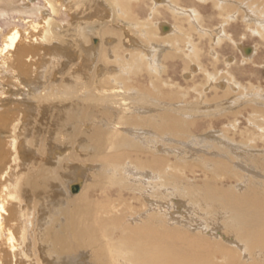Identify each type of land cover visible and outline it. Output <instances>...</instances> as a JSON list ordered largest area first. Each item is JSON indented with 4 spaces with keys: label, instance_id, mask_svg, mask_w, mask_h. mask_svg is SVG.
<instances>
[{
    "label": "bare ground",
    "instance_id": "6f19581e",
    "mask_svg": "<svg viewBox=\"0 0 264 264\" xmlns=\"http://www.w3.org/2000/svg\"><path fill=\"white\" fill-rule=\"evenodd\" d=\"M43 1L50 8L49 17L32 30L22 32L14 28L4 37L3 47L0 48V66L5 68L4 73L7 70L14 74L0 78V85H4L1 84L4 81L12 86L10 88L20 91L30 77L41 73L47 63L45 57L52 55L55 63L50 72L56 82L61 79L60 91L47 88L49 92L46 91L41 100H64L66 105L69 104L70 112L65 109L66 106L63 112L69 113L66 122L74 125L75 129L70 131L73 136L68 137L63 133L48 147H42L41 157L35 160L31 149L27 151L32 140L30 142L26 136L29 125V121L26 123V112L27 115L32 112L31 106L27 105V108L25 104L17 102L10 105L9 100L2 103L0 264H264V230L254 237L249 232L251 229L247 228L249 224L252 227L253 223L262 225L260 221L264 218V196H259L264 195V185L260 183L261 172L256 175L251 171L244 172L248 171L245 165H252L247 163L250 160L247 156L239 154L241 151L237 152V147H234L236 153H231L233 149L226 152L223 149L227 155L224 156L226 159H221V163L216 157L208 156L212 149L209 151L205 148L196 155V149L191 148L195 140L188 137L191 131H199V127L201 131L208 132L212 124L223 123L219 119L225 117L223 111L227 108L235 109L236 105L249 104V101L262 98L244 93L245 88L235 84L228 72L224 71L222 75L211 73L201 64L193 63L183 76L189 79V84L201 73L206 85L193 91L198 97L190 102L186 98L190 90H182L174 82L179 63L172 69L175 70L173 75L165 71L167 60L183 62L187 66V59L197 61L201 54L192 40L187 43L186 30H189V36L196 34L204 41L207 38L211 46L232 40L225 26L221 25L216 31L214 28L215 32L207 28L211 26H208L209 21L217 19L215 11L220 14L218 18L227 23L242 18L248 29H251L250 26L254 28L250 32L259 35L262 41L264 0H149L151 5L146 0H65V10L72 17L69 27L59 22L61 12L57 1ZM183 1L187 3V8L182 7ZM147 6H150L146 8L149 14L145 10ZM163 7L170 11L175 24L163 23V20L155 22ZM145 12L146 22L140 29L133 22H139ZM183 16L188 20V29L184 28ZM100 18L103 20L99 21ZM115 22L123 29L114 27ZM70 48H80L76 53L85 54L86 59L84 62L77 61L78 56L74 51L67 56L68 63L60 66L62 54ZM170 48L176 51L169 55L166 51ZM241 50L244 56L249 55L245 57L248 61L256 55L254 47L249 53H246L247 48ZM214 53L218 54L216 51ZM214 58L215 61L219 60ZM165 75L171 76L172 80L164 81ZM229 78L232 79L227 81ZM211 86L221 88L225 100L228 98L226 102L223 101L226 108L221 111V117L217 115L216 120L212 115L214 111H207L208 107L204 105L209 101L205 93L209 92ZM10 88L5 91L9 98L12 94ZM32 95L38 98L35 93ZM250 107L255 118L256 114H262L257 113L263 110L261 106ZM195 112H198L196 115H204L201 120H194ZM253 120L250 119L251 124ZM233 126L226 128L234 129ZM182 132L189 134H183L188 137L186 140L189 143L185 148H180L185 139H178ZM202 139L199 140L201 143L207 139L210 142L213 137L211 140L209 137ZM227 144L229 146H224L233 148L232 144ZM213 159L226 171L233 168L242 172V176L239 172L236 179L245 186H237V194H242L241 191L246 190V185L252 182L254 189L258 186L259 190H256L259 194L256 190L253 192L257 200L243 202L239 194L242 199L222 202V196L215 197L217 195L210 192L208 185H211L212 179L208 181L206 178L202 186H198L196 181H188V172L196 174L192 170V162L202 164L208 170L203 173L219 170ZM224 169L219 172L223 174ZM252 174L255 175L254 180L250 179ZM250 190L248 187L247 192ZM219 191L228 196L225 190ZM177 193L190 201L188 206H191L195 216L190 213L195 218L184 220V216H180L178 212L182 203L175 198ZM213 196L219 201L213 200ZM173 204L178 206V211ZM245 204L248 209L242 207ZM193 208L210 214L198 219L197 209L194 211ZM214 225H225V235H218V230H215L218 234H214ZM230 233L233 236L228 235Z\"/></svg>",
    "mask_w": 264,
    "mask_h": 264
},
{
    "label": "rangeland",
    "instance_id": "374dc122",
    "mask_svg": "<svg viewBox=\"0 0 264 264\" xmlns=\"http://www.w3.org/2000/svg\"><path fill=\"white\" fill-rule=\"evenodd\" d=\"M56 1H57V4H58V6L60 8V12H61V18L59 19L60 24L63 25L64 27L71 26L72 25V19H71L72 17L69 16L68 12L65 10V4L67 6V3H65V0H56ZM146 1H147V3H149L151 5V3L149 2V0H146ZM181 5H182L183 8H187V3L185 1H183V3H181ZM149 7L150 6L145 7V10H146V12L148 14H149L150 11L148 9H146V8H149ZM162 10H163V12H162ZM168 11L169 10L167 8L165 9L164 7L162 9H160L159 10V13L160 14L157 15V18L155 19V22L160 23L163 20V23L164 22H167V23H170V24L171 23L172 24H175V21L173 20L170 11L169 12ZM147 13L145 15L142 14L140 16V18H139L140 21L139 22L138 21L137 22H133L136 25H138L140 29H141V25H144V23L146 22L145 19L147 18ZM50 15H51L50 8L45 4V2L43 0H0V48L3 47L4 37L12 29L19 28L20 30H22V32H24L26 30H32L33 27H35V28L38 27L40 25V23L44 20V18L49 17ZM215 15H216V17H217L218 20L216 18H214L213 20L209 21L208 26H210V25L211 26L210 27H207V28H211V31L213 30L212 32H215L216 29H218V27L219 28L221 27V25H222V27L225 26V28L227 29L225 31L226 32L228 31L227 34L230 33L229 35L232 38V40L230 41L228 39L227 40L225 39L226 41L223 42V45L221 44V42H220L221 45H215V43H214L215 46H219V47H215L214 45H212V46L209 45L210 43H209V41H208L207 38L204 41V40H200L199 37H198V35H196V34H192V36H189L190 35L189 30H186V34L188 35V37H185L186 40H187V43H188V41L192 40L193 41L192 43H195L196 45H198L199 52L201 53L199 55L198 59H197L198 63H197V61L195 59L194 60L187 59L186 60V65L187 66H185L183 62H178V61H175V60H167L166 63H165V66L167 67V69H165V71H169V73L171 75H173L174 74L173 72H175V70H172V69L179 63L176 66V74H174L176 79H175L174 82H175V84H178L181 87L182 90H186V89L190 90V92H187L188 93V96H186V98H188L190 102L195 101V99L198 97L197 94L194 93L193 91L196 88H200V87L206 85V82H204L205 79L203 78L204 76L201 73H198L199 76L197 75L196 77H194L193 83H189V84H188V80L189 79H187L185 76H183V74L189 70L190 66L193 63L201 64L204 69H207V71L208 72H211V73H217L218 72V74H221L222 75V73L228 72L231 75V77L235 80V81L233 80V82L235 84H239V85L242 86V88L243 87L245 88L244 89V93H247L249 95H256V96L257 95H260V98H262V99H260V100L257 99L258 101H256L254 99L253 101H249L248 102L249 104L246 103L247 105L246 104L239 105V106L236 105L237 107L235 109H232L231 108V110H229L230 108H227L226 110H224L226 108L225 107L226 106V103L223 102L225 100V95H224L222 89L221 88L217 89L216 87L211 86L210 89H209V92L208 93H205V96L207 97L206 99H208L209 101H208V103H205L204 105L208 107V110L207 111H214V113L212 114L213 117H214V118L212 117L213 119L216 120L218 118L217 115L218 116L222 115V113H221L222 110H224L223 112H225V113H223V115H225V117L227 116V118L222 117V119H219V120H222V122H223L221 124L218 123V122H216V124L214 123L215 125L212 124L208 128L209 129L208 132H210V133H208L206 131H204V132L201 131V129H200L201 127H199V131H191L193 134L191 133L190 136H188L189 134L187 135V133L185 134L184 132H182L181 133L182 136H181V134H179L178 139H180V138L181 139L182 138L185 139L184 142L182 141L183 139L182 140L180 139L182 141L181 146H183V147H180V148H185V146H187L189 144L188 141L186 140L189 137V138H192V139L195 140L194 141V144L192 143L193 146H191V148L193 147L192 149H194V150L196 149V155H199V152L201 153V152H203L206 149H208V150L209 149H212L214 152L212 153L211 152L212 150L211 151L209 150L212 155L211 154H208V156L211 157V158L216 157L217 160L219 159V162L217 160H214L213 159V162L216 163V165L219 167V170H216V171L211 170V168L213 167L212 165H215V164L214 163L212 165L209 164L210 166H212V167H210V170L212 172H209V173H212V174H209L208 172L207 173H203V171H208V170L202 164H199V163L196 164V162H192L191 165H194L195 166V168H194V166L192 167V170H195L194 172H196V174L193 175V174H190L188 172L187 173V175H188V177H187L188 178V181H189V179H190V181L192 180V182H195L196 181V183H197L198 186H202L203 183H205L203 181L206 180V178H207L208 181L210 179H212V180H210V182H212L213 184L209 182L211 185H208L210 187L209 188L210 189V192H211V194H213V192H214L215 194H213V195H217L215 197H219L220 198L222 196V199L220 198L221 201L224 200V201H227V202L228 201L231 202V199H233L234 201H236L237 199H242V198H240V196H241V197H243V200H242L243 202L246 201L247 203H251V201L252 202H255L257 200L256 199V196H255V194L253 192H255V190L258 189V186H256L257 188L254 189L255 186H252L253 182L250 183V180H249V183L250 184L249 185H246V186L249 187V190H250L251 186L253 187L250 190V191H252V193H250V191L247 192L248 191V187H246V190L244 189L243 191H241L242 194L240 192L237 194V192H238L237 186L238 187L239 186H242V185L245 186V183L242 184L241 181L238 182V179H236L240 175L239 172H241V171H238V170L233 169V168L227 169V171H226V169H224L223 166L220 167L219 164H217V162L218 163H221V161H223L224 159H226V158H224V156L227 155V154H225V152H226L225 150L228 151V150L233 149L231 151V153L232 152H235L236 153V150H234V147H237L238 148L237 149V152L241 151L242 153L240 152L239 154H241V155L243 154V156H247L248 160L250 159L247 163H250V165H252V166L245 165V168L248 167V171H245L244 170V172L249 173V171H251V172L255 173V175H256L260 171L261 172L260 176L262 177L261 178L262 179V182H260V183L262 185H264V177H263L264 176V166H261V164L264 163V114H263L264 113V41H263L264 39H262V41H261L259 35L258 36L253 35L252 34L253 32L251 33L250 31H252V29H254V28H252V26H250L251 29H248L247 28V25H245L242 22V18H238V21L237 22H234L233 21L231 23H227V21L225 22V21H223V19H219L218 18V16L220 14L219 13H216V11H215ZM108 18H110V20H111L112 19L111 15H109ZM108 18H106V19L109 20ZM181 19H182V21L184 20V24H185V27L184 28L188 29L189 25L187 23L188 20L186 19V17L183 16ZM102 20L103 19H101V18L99 19V21H102ZM118 20L120 22L122 21L120 19H118ZM121 23L124 24V25H126V23L123 22V21ZM115 25L116 26H114V27H120V28L123 29V27L118 26L117 23ZM214 28H215V31H214ZM140 31H139L138 34L141 33ZM233 33H234V35H233ZM219 35H221V34H219ZM233 40L235 41V43H234ZM228 41H229V43H228ZM236 44L240 48L238 46H236ZM235 46L238 47V48H235ZM134 47L137 48L136 43H134ZM242 47H244V48H253V47L256 48V55L252 58L251 61L246 60L245 57L246 56H249V55H245V56L243 55V52H242L241 49H244V48H242ZM212 48H213V50H212ZM74 49L73 48H70L68 52H66V53L64 52L62 54L63 55V58H61V60H60V66L65 65V64L68 63V61H67L68 60V57H67L68 55L69 56L72 55V53L74 51L76 53V50L78 52L81 50L80 48H76L75 50ZM78 49H80V50H78ZM172 49L173 48H170L169 50L166 51V53L169 54V55L170 54H173L176 51V49H173V50ZM119 50H121V49H119ZM121 51H123V50H121ZM215 51H216V53H218L217 55L214 53ZM184 53L188 54L187 52H184ZM77 56L79 58V59L77 58V61H79V62H84V60L86 59L85 54L82 55L80 53L79 54L76 53V57ZM51 57H52V55H49V56H46L45 57L46 58L45 60L47 61V63L45 64L46 66L41 69V73L40 74H36V75L34 74L33 77H30V81H27V83L24 85V87H22L20 89V91H18V92L21 93L20 94L21 96L18 94L17 89L10 88L12 86L9 85L8 83L6 84L3 81V83H1V84H4V85H0V87H1L0 88V111L3 110L2 109V106H1L2 103H7L8 100L10 102V105L13 102H15V103L17 102V103H21L22 105L25 104L26 107H27V105H30L31 106V110H32L33 114H32V112H29V115H27L28 112H26V117L28 116L27 117L28 120H26V123L29 121L28 122V124H29L28 125V131H27V135L26 136H27L28 140H30V142L32 140L31 144L27 147V151L29 149H31L30 152H32V154H34L33 156H34V159L35 160H37L39 157H41V152L40 151H41L42 147H44V146H47L48 147L52 143L53 140H55L56 138L57 139L58 138H61V136H63V133L65 134V136H68V137L73 136L72 132H70V131H72V129H75V128H73L74 125H71L70 126V124L67 123L68 122L67 115L69 113H67L66 111L63 112V109L65 108V106H66L65 109H67V111L70 112V108H69L70 105L69 104L66 105L67 103H65L64 100L63 101L60 100L61 102H59V101L58 102H56V101L54 102L52 99H50L51 103L47 99L46 100L42 99L43 101L41 100V96L45 95V93H47L46 91L49 92V89H50V91L53 90L55 92L58 91V90L60 91L59 87H60V83H61L60 80L61 79H58L57 78L58 80L56 82V80L53 78V75H51L52 73L50 72L52 70L51 67L55 63V61L53 62V58H51ZM214 57H217L219 60L215 61L216 58H214ZM0 60H1V58H0ZM45 60H44V62H45ZM48 63H50V64H48ZM93 64H96V62H94ZM242 69H244V70H242ZM4 70H5V68H3L2 66H0V78H2V77L3 78L12 77V74H14L13 71H7V70H6V73H4ZM58 70H59V68H57V71ZM92 70H93V68H92ZM5 74H7V76H5ZM67 74H69V73H67ZM253 74H254V76H253ZM169 75H165L164 78H166V80H164V81L172 80V77L169 76ZM66 77H68V76H66ZM232 78H229V80H227V81H230ZM63 79H64V77H63ZM222 81H224V80H221V82ZM226 83L228 84V82H226ZM3 87H4L5 90L3 89ZM8 87L12 91V94H10L11 95L10 98H9L8 94L5 93V91H7L9 89ZM34 87H36V88H34ZM249 87L250 88L253 87V88L250 89ZM47 88H49V89H47ZM247 88L250 89V90L249 91H245ZM233 92H235V91H233ZM15 93L17 95H14ZM34 93L36 95H38V98L37 99H35L36 97H34V98L32 97L33 96L32 94H34ZM41 93H43V94H41ZM244 93L243 92L241 93L242 97L244 96ZM4 97L5 98H8V99H4ZM1 98H3V99H1ZM227 100H228V98L225 100V102ZM25 101H26V103H25ZM36 101H37L38 104L36 103ZM223 103H224V105H223ZM236 104H237V102H236ZM250 105L261 106L263 110H261V111H259L257 113H262V114H256V118H255L254 117L255 115H254V112H253V108L252 107H250L252 109L249 108ZM23 107L26 108L25 106H23ZM55 110H57L58 112L55 111ZM23 111L25 112V110H23ZM120 111H121V109H120ZM228 111H229L230 115L229 114L227 115ZM36 112H38V114H36ZM46 113L48 115H46ZM51 114H52V116L50 118V115ZM194 114H195L194 120H197V121L198 120H201V118L204 116V115H196V114H198V112H195ZM251 114H253V115L251 116ZM35 115H36V118H35ZM55 116H56V118H55ZM260 116H261V119H259ZM253 117L255 118V120H253L254 119ZM24 118H25V116H24ZM213 119H211V120H213ZM250 119L253 120L254 123L256 122L258 124V126H257V124H254V123L251 124L250 123ZM256 119H258L259 122H257ZM215 120H213V121H215ZM235 121L237 122V124H236L237 126L235 125ZM36 122H37V125H36ZM32 125H34V126H32ZM228 125L229 126H233L234 125L235 128L234 129H231V127H229V129H227L226 127H228ZM52 127H54V130H53ZM30 128H32V129H30ZM68 129H71V130H68ZM35 130H36V132H35ZM210 130H212V131H210ZM41 131L43 133H41ZM55 131L57 133H59V135ZM167 133L170 134L169 132H167ZM183 134L187 135L188 137L185 136V135H183ZM205 135H208V136H205ZM209 135H211V136H209ZM33 136H35V137H33ZM57 136H59V137H57ZM195 136H196V138H195ZM214 136H215V138L217 140H219L218 142H220V140H221L224 144H226V146H229L227 143H229L230 145L232 144V147L233 148L224 146V144H222V142H220V143L224 147L222 145L220 146L219 145L220 143H217L216 142L217 140L214 138ZM198 137L202 141H203L202 138L207 139V137H209L210 140L213 137L214 140L212 139V141L209 142L208 139H207V140H205V142L201 143V141H199L200 139ZM33 139H35V140H33ZM37 139H38V141H37ZM180 140H178V141H180ZM34 141L35 142L37 141L36 144H35ZM185 141H187V142H185ZM180 142H176V144H178ZM198 142L201 145L202 144H205V145L200 146L199 144H197ZM211 142H212V144L210 145ZM216 143H217L218 146H220V148L217 145L215 147H218L219 149L214 147V145ZM40 144H41V147L39 146ZM194 146H195V148H194ZM198 146H199V148H198ZM200 147H202V148H200ZM227 148H229V149H227ZM223 149H224L225 152L223 151ZM25 150H26V148H25ZM209 151H208V153H209ZM183 154H184V152H183ZM214 155H216V156H214ZM183 157H185V155H183ZM243 158H245V157H243ZM247 158H245V159H247ZM192 159L193 158H191V160ZM221 159H223V160H221ZM186 161H187V159H186ZM38 163H40V160L38 161ZM225 165H227V164H225ZM253 165H255V166H253ZM217 166H215L214 168H216ZM232 166L233 165L231 164V167ZM245 168L243 167V169H245ZM222 169H224L223 174L220 173V172H222ZM233 170H235L234 171V174L232 173ZM25 172L30 173L28 171H25ZM218 172L220 173V176H219V173ZM262 172H263V174H262ZM237 173H239V174H237ZM255 175L254 174L250 175L251 176L250 179L254 180V176ZM222 176H224V177H222ZM241 176H242V172H241ZM212 177H214L215 179L212 178ZM73 185H76V184L73 183ZM213 185H214V188H213ZM215 188L216 189L218 188V189L216 190ZM220 189H221V191H224L225 190L224 191L225 192V195H227L226 194V192H227L228 193V196L222 195L223 192L221 193L219 191ZM215 191H217L219 193V195L220 194L221 195L219 196L218 193L216 194ZM244 191H245V193H244ZM127 194L128 193L125 192V196H127ZM239 194H240V196H239ZM258 194H259V192H258ZM234 195H236V197ZM246 195L247 196L249 195V197L247 198ZM175 196H176V194H175ZM244 196H246V197H244ZM259 196L262 197L264 195L263 194H259ZM227 197H229V198H227ZM175 198H179L180 201H181L180 203H182L181 204V207L179 206V208H180L179 211L180 212H178V213L181 214L180 216H182V217L184 216V218H183L184 220H191L192 218H195V217L192 216V215H194V213H193V211L191 209V206H188L189 203H190V201L187 200V198L183 194H178L177 193V196ZM219 198H215L214 199V196H213L212 199L213 200H216V199H219ZM103 200L104 199L102 198L100 202L102 203ZM248 200H250V201H248ZM216 201H219V200H216ZM173 205H175V204H173ZM175 206L176 207L174 209H176L178 211V209H177L178 206L177 205H175ZM242 207L248 209V206L246 204H245V206H242ZM193 209H194V211L197 209L196 211L198 212L197 213L198 214V217H197L198 219L200 217H202L204 219L205 217H207L206 215H209L210 214V213H207V212H202L198 208H193ZM190 212L192 213V215H191ZM259 218L262 219L263 217L262 218L259 217ZM262 220L263 221H260L259 220L260 222H262V225L259 224L258 226H256V224H254V223L252 224V227H251V225L249 223H248L249 225H247V228L248 229L249 228L251 229L249 231L250 234H252V235L254 234L253 235L254 237H256L255 235H257L258 232H259L258 235L261 234L260 232L262 231V229L264 230V227H263V225H264V218ZM214 226H213V228H214V230H213L214 231V234H218L217 232H215V230H218V232H219L218 235H220V233H223V235H225V233L227 232V228L225 227V225H223V226H221V225H214ZM257 227H258L259 231H258ZM253 228H255V230ZM252 230H254L256 232L254 233ZM228 235L233 236V233H230ZM263 252H264V250H263ZM262 254H264V253H262Z\"/></svg>",
    "mask_w": 264,
    "mask_h": 264
},
{
    "label": "water",
    "instance_id": "95a60500",
    "mask_svg": "<svg viewBox=\"0 0 264 264\" xmlns=\"http://www.w3.org/2000/svg\"><path fill=\"white\" fill-rule=\"evenodd\" d=\"M164 30H165V28H164ZM250 51H251V48H247L246 53H249Z\"/></svg>",
    "mask_w": 264,
    "mask_h": 264
}]
</instances>
